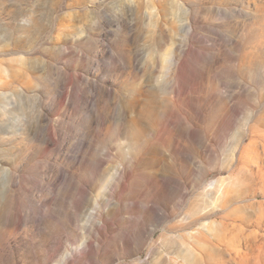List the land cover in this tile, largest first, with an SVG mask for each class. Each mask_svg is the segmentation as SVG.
Segmentation results:
<instances>
[{
    "label": "rangeland",
    "instance_id": "374dc122",
    "mask_svg": "<svg viewBox=\"0 0 264 264\" xmlns=\"http://www.w3.org/2000/svg\"><path fill=\"white\" fill-rule=\"evenodd\" d=\"M192 252L264 264V0H0V264Z\"/></svg>",
    "mask_w": 264,
    "mask_h": 264
},
{
    "label": "bare ground",
    "instance_id": "6f19581e",
    "mask_svg": "<svg viewBox=\"0 0 264 264\" xmlns=\"http://www.w3.org/2000/svg\"><path fill=\"white\" fill-rule=\"evenodd\" d=\"M236 180H237L236 177L230 178L228 183L225 184V186H224V184L215 181L209 187H210L211 190L216 192L217 197L219 199H223L224 200L225 198L228 197L230 188L236 183ZM202 228L204 230L208 229V224H203ZM237 252L238 251L235 252L236 256L238 255ZM231 257H232V254L229 253V259L230 260H232ZM203 261H205L207 264L208 263L209 264H220L214 258H208V257H206L205 255H203V254H201L199 252H192V253H189L186 256H183V259H182L181 263H179V264H204Z\"/></svg>",
    "mask_w": 264,
    "mask_h": 264
}]
</instances>
